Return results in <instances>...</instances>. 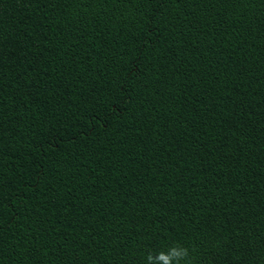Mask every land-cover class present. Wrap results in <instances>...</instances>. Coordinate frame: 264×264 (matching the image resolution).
I'll return each mask as SVG.
<instances>
[{
	"label": "trees",
	"instance_id": "trees-1",
	"mask_svg": "<svg viewBox=\"0 0 264 264\" xmlns=\"http://www.w3.org/2000/svg\"><path fill=\"white\" fill-rule=\"evenodd\" d=\"M176 245L264 264V0H0V264Z\"/></svg>",
	"mask_w": 264,
	"mask_h": 264
},
{
	"label": "clouds",
	"instance_id": "clouds-1",
	"mask_svg": "<svg viewBox=\"0 0 264 264\" xmlns=\"http://www.w3.org/2000/svg\"><path fill=\"white\" fill-rule=\"evenodd\" d=\"M188 257V249L183 246H172L167 251H159L156 254H148L147 259L154 260L158 264H180L181 260H185Z\"/></svg>",
	"mask_w": 264,
	"mask_h": 264
}]
</instances>
